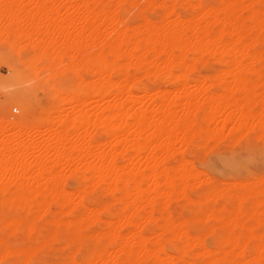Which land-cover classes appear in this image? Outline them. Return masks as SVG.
<instances>
[{
  "label": "bare ground",
  "instance_id": "1",
  "mask_svg": "<svg viewBox=\"0 0 264 264\" xmlns=\"http://www.w3.org/2000/svg\"><path fill=\"white\" fill-rule=\"evenodd\" d=\"M72 1L74 37L67 19L21 18L0 0V47L25 41L57 69L43 81L50 110L36 115L25 91L0 109V264H42L53 242L57 264H264V176L221 187L186 158L224 135L264 138V0ZM71 45L89 51L59 67ZM14 131L43 133L42 146ZM63 159L84 162L74 194L59 187Z\"/></svg>",
  "mask_w": 264,
  "mask_h": 264
},
{
  "label": "rangeland",
  "instance_id": "2",
  "mask_svg": "<svg viewBox=\"0 0 264 264\" xmlns=\"http://www.w3.org/2000/svg\"><path fill=\"white\" fill-rule=\"evenodd\" d=\"M3 1H5V0H2V2ZM7 1L12 2L11 4H14V5L16 4V6L11 5L10 10H9L10 14H12L15 11L16 15L20 16L21 18H24V17L26 18L27 16H29V18H30V16L34 17L36 11H37L36 13L39 12V15H40V11H41L40 9H42L40 17L37 14L36 19H39V21H41V22H43L42 21L43 19H41V17L44 18L45 21L49 20V19L50 20L58 19L56 21H59V20L63 21L64 19H67L64 21V23L66 22L65 24H69V26L68 27H67V25H66V27L64 26V30L66 31V33L64 31L63 34L70 35L71 37L73 35V37H74V35L76 36V34L78 33V30H79L77 27V25L79 26L78 22L74 21V20H71L69 22V19H71V16H72V13H71L72 8L71 7L74 3L72 0H63V1L62 0H44V1H42V0H28V1L22 0V2H21V0H18V1L17 0H7ZM45 1H47V2H45ZM14 2H16V3H14ZM40 2H42V3H40ZM44 3L45 4L48 3V4L52 5L51 10L47 9V11H50V13L49 12L46 13L47 12L46 9H44V11H43V8L36 7V6H39V4L45 5ZM18 4H20L19 7H18ZM23 5H24V7H22ZM67 5H69V6H67ZM55 6H56V8H55ZM16 7H18V8H16ZM12 8L13 9L15 8V10H13ZM32 8H35V9H32ZM32 11H33L34 15L33 14L31 15ZM2 12L4 14L1 13V9H0V14H1L0 17H3V15H4V17L0 18V19L4 20L5 19V11H3V9H2ZM27 12H30V13H27ZM42 12H43V14H42ZM51 12H52V14H51ZM53 12H55V14ZM131 12L130 13H127V12L124 13V16L127 15L126 20H131L134 17L135 10H133ZM46 14H47V16H49V18H45L47 16H44V15H46ZM50 15H51V17L52 16L53 17L50 18ZM63 15H65V16H63ZM66 15H68V16H66ZM71 22H75V23H72V25H71ZM75 24H76V26H75ZM71 26H73L74 29H73V27L71 28ZM69 29H71V30H69ZM69 32L71 34H69ZM24 42L23 43L21 42L23 45L20 44L21 46H23L22 49H21L20 45L19 46L16 45L18 47L13 46L12 48H9L7 46L0 47V109L3 105H5V102L7 101V95L10 92L25 91L28 94L30 103H31V105L35 111V114L38 115L41 112H45V111L47 112L48 110H50V107L53 105L52 104L53 100L51 99V97L49 98V96H50V95H48L49 91L45 87L43 81L48 77V75H50L51 73H53L57 69H54V70L50 69L49 72H45L46 68H44V67L47 65L48 62L47 63L45 61L39 62V63L35 62V60L32 59V56H33L32 51H30L29 49L24 47V44L27 43V42H25V43ZM73 46L74 45H71V47H69V49L72 48ZM73 48L70 50L68 49L66 54L64 52V54L61 55V62H60L59 67L64 68L65 66L74 65L75 63H77V61L80 59V57L83 56L82 53H84L85 51H89V48L86 46H82L80 48V50L75 49V47H73ZM262 49H264V46H262ZM57 61H59V60H57ZM215 67H217V64L213 62V63H211V65H209L207 67H201L199 69V71L201 74H208ZM81 77L84 80L90 79V76H88V75H81ZM67 78H68L69 84H74L77 81L73 76H68ZM88 104L93 106L96 104V102L94 103L93 98H92L91 100L88 99L87 105ZM35 105H36V107H35ZM14 109H16V110H14ZM46 109H48V110H46ZM21 111H22V105L18 102L11 103L7 108V112L11 118L19 116ZM262 112H264V109H262ZM253 135H255V134H253ZM253 135H251V134L244 135L243 134V136L241 135L242 137H240V138H238L239 136L236 138L234 137L235 139L238 138L239 140H238V142L235 141V143H233V144L229 142V136L224 135L225 137L223 139L220 138V141L217 144L215 143V141H218V140L212 141L213 144L210 142L207 144V146L212 144L210 146V148H212V149H210L209 146L207 147L208 149L205 147V149H207V150H204V148L195 149V150L193 149L189 152V154L186 155V158L191 161V163L193 164V166L196 169H198L199 171H202L203 174H206L205 176L206 177L208 176L207 179H209L210 181L215 182V183L217 182L216 184L218 186H221V187L224 186L225 187L226 185H229L230 183H233L235 181L242 182L243 180L244 181L242 183H244L246 180H247V182L250 183V181L251 182L255 181V179L257 180L258 177L264 176V141H262V140L260 141V139H264V138H262V137L260 138V136L255 135V136L259 137V140H258V138L254 137ZM262 135H264V133H262ZM11 136L14 139L18 138L17 140H14V142H24L29 138H33V142L35 143V146H42L41 140L44 137L43 133L39 134V132H37V131L36 132L29 131L27 133L14 131ZM25 136H27L28 138H25ZM231 138L233 140V137H230V141H232ZM214 143H215V146H213ZM230 145H232V146H230ZM204 151H205V153H204ZM194 153L196 155H193ZM65 162H66L65 159H63L61 161V163H65ZM66 163L62 164V166H60V168H59V169H61L60 170V174H62L61 176H64V178H62L63 179L62 182H61V180L59 182V179L61 177L59 176V178H58L59 187L62 188V190L63 189L66 190L70 194H72V192L74 194L76 189L78 188V182L77 181L79 179L78 178L79 176H78L77 171L75 169H79L80 171H82V169L84 168V166H82V163H84V162H82L80 164L77 163L76 161H73L72 163L68 162V164H66ZM73 168H74V170H73ZM73 171H75V173H72ZM75 175H76V177H75ZM87 177H89V175L87 173L84 174V178H87ZM64 180H66V181H64ZM227 182H229V184L225 185V183H227ZM60 183H62L63 186ZM173 201L171 200L168 203V205H169V208L174 212L183 210L182 209L183 207H184L185 211L188 210L189 212H191V211L195 210V209H193V205H191L189 202L185 201L186 202V205H185L184 200H183V202H182V200H175L176 202L175 201L173 202ZM218 203H220V200H217L216 204L218 205ZM87 206H89L90 208L94 207L90 203H87ZM103 219L107 220L108 218L106 216H103ZM204 228H205L204 221H201V223L198 221L195 222V228L194 229L196 232L203 234ZM41 233H43V230H41ZM205 241H206L207 245H209V246L211 245V240L209 237L205 236ZM54 246H55V248H54ZM60 247H62V244H60L58 242H53L52 246L47 247L46 250H44V251L46 252V254L48 256H47V259L42 264H57L62 253H64L63 251H60L61 250ZM167 250H170V249L167 248ZM83 254H84V250H81L78 257L80 258L81 255H83ZM20 262H21V259L19 260V262L17 264H21V263L23 264L24 262H25L24 264H35V263H32L31 261H28V260H27V263H26V260H23L21 263ZM196 264H202V263H196Z\"/></svg>",
  "mask_w": 264,
  "mask_h": 264
},
{
  "label": "built area",
  "instance_id": "3",
  "mask_svg": "<svg viewBox=\"0 0 264 264\" xmlns=\"http://www.w3.org/2000/svg\"><path fill=\"white\" fill-rule=\"evenodd\" d=\"M14 110H16V109H14Z\"/></svg>",
  "mask_w": 264,
  "mask_h": 264
}]
</instances>
